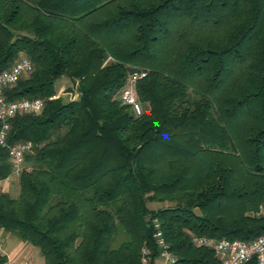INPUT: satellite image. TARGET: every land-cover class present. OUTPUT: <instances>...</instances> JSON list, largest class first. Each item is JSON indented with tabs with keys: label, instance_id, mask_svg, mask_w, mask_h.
<instances>
[{
	"label": "trees",
	"instance_id": "1",
	"mask_svg": "<svg viewBox=\"0 0 264 264\" xmlns=\"http://www.w3.org/2000/svg\"><path fill=\"white\" fill-rule=\"evenodd\" d=\"M20 56L3 94L42 107L8 121L5 143L31 146L0 230L40 264H140L142 247L153 264V221L170 264H219L193 236L264 232V0H0V71ZM136 69L139 113L117 99ZM63 77L76 97L48 99Z\"/></svg>",
	"mask_w": 264,
	"mask_h": 264
},
{
	"label": "built area",
	"instance_id": "2",
	"mask_svg": "<svg viewBox=\"0 0 264 264\" xmlns=\"http://www.w3.org/2000/svg\"><path fill=\"white\" fill-rule=\"evenodd\" d=\"M31 70V63L25 57H18L7 69L0 71V146L7 152L10 165L9 175L0 180V190H3V183L10 177H17L24 167L23 157L30 150L31 144L28 141L17 142L13 145L5 143L6 133L9 128V119L16 114L37 113L42 107L40 98H20L17 100H7L3 94V88L14 84L17 79L24 76ZM144 70H133L126 76L122 88L118 91L117 99L122 104L128 105L134 113H139L140 106L135 93V83L145 76ZM58 95L52 94L48 99H54ZM154 231L152 238L157 247V255L153 264H170L174 261V256L167 250V246L158 230V224L153 221ZM191 242L196 245H206L213 249L214 255L219 264H243L253 260L254 264H264V232L250 240L226 239L218 240L206 239L204 237L193 236ZM0 255L5 256L3 264H28L26 260H16L9 258L5 253L3 239L0 235ZM149 251L146 247L140 249V264H148Z\"/></svg>",
	"mask_w": 264,
	"mask_h": 264
},
{
	"label": "rangeland",
	"instance_id": "3",
	"mask_svg": "<svg viewBox=\"0 0 264 264\" xmlns=\"http://www.w3.org/2000/svg\"><path fill=\"white\" fill-rule=\"evenodd\" d=\"M72 88V89H69ZM55 94L58 95L62 100H69V99H73L76 97V93L72 87V85L70 84V82L66 79V78H61L58 83L56 82L55 84ZM69 90V91H67ZM17 179L15 176L13 177H9L8 180L6 182H4L2 185V188L4 191L8 192L11 196H14L16 194L17 191ZM148 206L150 208H155L157 206H159L158 203H149ZM5 250V249H4ZM9 258L12 259H16V260H26L28 263L30 262L31 264H37L35 261V258L38 259V255H36V253H34L33 255L35 257H33L32 254H27L23 257H18V255L16 256L15 254H8ZM23 258V259H22Z\"/></svg>",
	"mask_w": 264,
	"mask_h": 264
},
{
	"label": "crops",
	"instance_id": "4",
	"mask_svg": "<svg viewBox=\"0 0 264 264\" xmlns=\"http://www.w3.org/2000/svg\"><path fill=\"white\" fill-rule=\"evenodd\" d=\"M0 235L3 239V246L5 249V253L15 254L16 256L18 255V257H23V258L27 254L33 255L34 253H36V255H38L35 248H32V247L18 241L13 236H10L7 233H3L1 230H0ZM33 257H35V256L33 255ZM35 261L37 264H40V262H41L40 257L38 256V259L35 258Z\"/></svg>",
	"mask_w": 264,
	"mask_h": 264
}]
</instances>
